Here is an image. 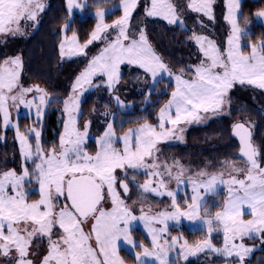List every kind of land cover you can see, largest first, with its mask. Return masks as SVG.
Segmentation results:
<instances>
[{
    "label": "snow or ice",
    "instance_id": "1",
    "mask_svg": "<svg viewBox=\"0 0 264 264\" xmlns=\"http://www.w3.org/2000/svg\"><path fill=\"white\" fill-rule=\"evenodd\" d=\"M214 2L215 0H189L187 8L212 20ZM138 3L139 0H121L123 15L111 25L104 22L105 12L98 10L95 13L98 23L85 44L79 43L75 33L71 37H65L60 44L62 57L85 54V49L94 41H104L105 47L89 61L76 78L72 94L63 101L68 119L58 147L45 152L41 146L40 131L33 128L28 135H24L16 126L22 157L25 161L31 160L34 168L31 173L27 167L21 174H17L15 170L0 172V254L10 256L14 250V264H33L29 259V249L35 238H47L48 242V251L41 264H124L118 254V245L121 240L135 245L130 236V227L136 220L144 222L152 237L153 246L160 249L159 253H150L144 248L143 255H155L160 264H168L167 251L177 243L178 238L173 237L171 244L164 241L168 245L167 250L159 245L161 233L167 231V221H177L180 217L197 219L202 207V197L193 195L187 211H181L173 192L158 191L166 187L164 177L171 179L172 170L171 166H162L157 162V144L173 138L178 131L182 132L180 125L200 122L201 113L222 112L226 97L236 84L264 90V43L250 45L251 50L247 53L242 50L241 41L245 33L237 22L239 0H228L225 19L231 25V34L226 51L222 52L211 39L192 34L204 59L195 66L192 79H184L182 75L175 76V90L171 93V99L159 110L158 124L145 122L138 128L129 129L119 138L123 148L117 149V138L113 125L109 123L107 130L97 141L95 154L86 152L83 146L90 122L84 125V131H80L76 116L73 115L79 109L80 95L85 90V85L112 90L120 81V66L123 64L142 68L151 74L153 81L161 73L171 75L167 65L153 50L143 28L138 30V38L130 35L132 14ZM81 7L77 0H67L69 13L74 8ZM44 10L42 0H0V34L23 35V27L30 22L33 26L38 24V17ZM145 15L161 18L169 25L182 23L171 0H149ZM258 15L264 16V11ZM109 29L117 30L114 39L110 40L106 35ZM21 68L19 57L0 63V115L3 117L4 127L10 124L9 101L14 106L31 107L38 99V118L48 103L47 93L39 86L25 88L19 84ZM95 77H106V80L94 84ZM33 91L40 95L33 100H26L27 93ZM116 100L121 103L119 97ZM233 134L239 139V153L244 158L245 167H236L225 161V168L231 169L228 179H224L223 174H213L207 181H191L194 192H198L201 187H227L228 195L222 209L213 218L203 221L209 235L213 231L223 232L224 246L215 248L210 239H206L194 248L196 251L209 248L225 257L235 256L243 264L245 255L251 249L243 243L235 242L264 233V166L258 160L259 151L253 145L251 133L245 124L235 123ZM29 135L35 137L34 148L29 142ZM177 138L182 139V136ZM176 166L179 167L178 164ZM161 167L164 171H160ZM116 169H143L149 179L139 185L142 190L141 200L143 193L166 194L173 197L175 211L160 212L154 217L133 215L117 191V177L114 174ZM182 171L181 169V174ZM241 174L243 178H238ZM199 175L204 176L205 173L201 172ZM32 178L39 185L40 198L28 203L25 182ZM152 178H156L157 188L152 187ZM175 179L179 181L180 175ZM119 187L124 194L129 192V184L124 180L119 182ZM60 197L67 201L63 207H59L57 203ZM109 200L111 207L105 208L104 205ZM245 207L250 210L251 219H243ZM205 215H208L207 211ZM88 221H92L91 228L89 232H85L83 225ZM153 221L164 224V227H152ZM54 229L61 230L57 239H53ZM93 239L95 246L91 243ZM139 247L143 248V245ZM183 247H188L186 241ZM136 260L138 264H143L140 254L136 255Z\"/></svg>",
    "mask_w": 264,
    "mask_h": 264
},
{
    "label": "rangeland",
    "instance_id": "2",
    "mask_svg": "<svg viewBox=\"0 0 264 264\" xmlns=\"http://www.w3.org/2000/svg\"><path fill=\"white\" fill-rule=\"evenodd\" d=\"M42 2L45 5V10L42 13H40L38 17L39 19L38 24L33 26L30 22L28 26L26 27L22 26L24 32L23 35L17 34L15 36H12V35L0 34V44L2 45L8 44L6 48L9 51L7 56L5 57L4 60H2L1 63H3L7 59L19 57L22 62V68L20 70V76H19V84L25 88L39 86V88L43 89L44 92L47 93L46 99L48 100V103L44 106L43 112L39 118L36 115V105L39 104L38 99L36 100V103L31 107H25L24 105L14 106L12 105L11 101H9L10 124L7 127L3 126V117L2 115H0L1 117L0 145L3 146L5 143L6 131L9 129L12 130L14 132V138H13L14 143L16 144V148L18 149V153L22 161L20 160L21 164H17V167L14 168L9 169L7 167L5 168L0 167V172L15 170L17 174H21L23 169L25 167H27L28 169L29 166H31V168L28 170L30 173L32 172L34 165L31 160L25 161L24 158L22 157L20 141L17 139L16 126H19V121H20L19 117L22 114L29 113L35 115L36 120L38 119L40 120V122H43L44 115L50 103L52 102V99H57L61 103V106L63 108V116H64V123L60 134L61 136L64 132V124L68 119L67 113H65L64 111L63 101L66 100L69 97V95L72 94V86L76 78L79 76V74L82 71H84L89 61L94 56L98 55L101 49L105 47L104 41L102 40L94 41L92 44L88 45V47L85 49V54H78L72 56L65 55L64 57L61 56L60 44L65 40V37L72 36V34L65 33V25H68L73 14L76 12L82 18L86 16L94 17L96 19V24L94 26L93 31L95 30V27L98 23V18L95 15V13L98 10H103L105 12L104 22L109 25H111L115 20L119 19L123 15L121 0H77V2L82 5V7L74 8L71 13H69L67 9V0H42ZM171 2L175 5L177 15L180 21H182V23L169 25L165 20L161 18L147 17L145 15V7L149 3V0H139L137 8L134 10L132 14L131 28L129 30L130 35H133L134 37L138 38L139 35L138 30L140 28L144 29L148 41L151 44L153 50L161 58L164 64L167 65V68L171 73V75H169V73L167 72L161 73L156 77V80L153 81L151 74L146 73L142 68L135 65L123 64L120 66V73H121L120 81L112 90H108L106 87H89L87 85L84 86L85 90H83L82 95H80V103L83 100H85V98L88 95L91 94L93 95L98 91H100L101 88H104L108 93V100L113 102V105L115 106V109L117 111H121L119 115L112 113L107 120L100 122L105 124L103 125L100 132L97 133V135L93 136L89 134V132H87L88 134L83 147L84 150L89 154L92 155L95 154L98 148L97 141L107 130V125L109 123L113 125V130L117 138L115 143V147L117 149L123 148V143L119 138L122 137L129 129L138 128L140 125H142L145 122H148L153 125L158 124L157 118H156L157 119L156 122L154 123L146 120L139 121V119L143 117L145 114H137V115L129 116L132 117V119L130 120H134L136 121V123L131 124L129 126H125L128 120L126 113L127 111L132 109L131 107L133 105L136 104V101L132 99L134 93H137L135 88L139 87L138 91L141 90L144 91L143 93L144 96L142 98V102L144 105H142V109L145 110V107H147V104L151 101L148 94L152 90H154L155 85L158 82H160V80H162L163 78L166 79L165 82L161 85V92L169 91L170 95L160 105L158 112L156 114V117H158L159 110L168 102V100L171 99V93L175 90L176 87L175 76L182 75L184 79H192L195 74V66L199 65L201 61L204 59L203 54L200 51L199 45L192 38L193 33L211 39L216 43L217 47L222 52L226 51L227 40L229 35L231 34V25L225 19V16L228 13V9H227L228 0H215L213 4L214 19L212 20H209L207 17L203 16L202 14L192 12L190 9H188L187 4L189 3V0H171ZM240 2L241 0H239V4ZM60 6L62 7V10H60ZM117 10H119L120 12L118 14H115ZM262 11H264V8H260L259 10L255 11L254 20L255 22L260 23L262 25V30L264 32V16L258 15V13ZM53 13L55 14L53 15ZM111 14H114V16L111 19H108L107 17ZM238 15H239V9L237 10V22H238ZM155 22L165 24L168 27H173V28L176 27L180 29L185 28L189 31L190 33L189 40L192 44L191 49L193 50L194 53H190V55L186 56L184 64L179 66H172L165 60L162 53L158 49L157 44L150 37V33H151L150 28L154 30L156 29L154 27ZM40 25H43L44 27L51 25L53 26L55 32V34H53V38L56 36L55 40L52 37H50V40L48 41L44 40V43L45 45H52V44L56 45L55 50L53 52L54 59L56 60V65L64 66L63 72L61 74L57 73L55 75V78L57 76L56 78L57 81L61 77L60 79H62L66 83V89H65L66 93L61 96L59 95L56 96L53 93H49L47 91L49 90L48 87L43 82L30 79L31 77H28L29 78L28 80L27 78L24 77L25 76V73L23 72L24 58L22 56L23 55L22 52L19 51V45L21 44L24 45L25 42L27 43L29 39L36 34ZM239 27L244 31V33H251L253 31L252 23L250 21L245 22L243 25L239 24ZM116 33H117L116 29H109L106 35L111 40L115 38ZM86 42L84 43L79 42V43L83 45ZM245 43L248 46L258 45L264 43V40L261 39L257 43H250L249 41H245ZM241 44L243 50L244 41H241ZM250 50L251 49L249 47L248 50H243V51L247 53ZM65 51L67 52V47L65 48ZM189 56L191 57L189 58ZM29 74H31V71H29L28 75ZM128 78L132 82L130 86L126 84ZM39 79L42 80L41 76ZM102 80H106V77H95L93 79V83L99 84ZM169 83H172L171 88H168ZM246 89L250 90V92H248L250 93L249 96L250 98L248 97V93ZM252 89L256 91L253 94L251 93ZM233 91H236V98L234 97ZM257 91L259 92L258 94L260 97V98L258 97V99H256L255 96ZM260 92H264V90L249 85L236 84L229 91L222 112L216 114H213L211 112L201 113L202 120L200 122H193L190 124L180 125V128L183 129L182 132L178 131L173 138L168 139L166 141H161L157 144L158 151L155 153L157 162L160 163L162 166L165 164L171 166V170H172V178L170 179L167 176H165L164 180L166 187L160 188L158 189V191L164 193L168 191L173 192L175 194L176 203L181 211H187V205L192 203L193 195H199L200 197H202V201H201L202 207L199 209L197 219L189 220L187 217H180L179 220L177 221H172V220L167 221V231L161 233L160 239L158 241L159 245L163 246L167 250L168 245H165L164 241L167 240L168 244H171L173 237L178 238L177 243L174 246H172L170 250L167 251L168 264H184L189 259L198 257L199 255L207 251L210 252L208 254V256L210 257L212 256L224 257L225 259L224 264H240L238 258H236L235 256L225 257L220 253L210 250L209 248H204L203 250L200 251L195 250L194 248L195 245H197L198 243H202L206 239H210V235L214 233H220L223 237L222 231H213L209 235L207 231V226L203 223V221L213 218L216 212L222 209L228 193H227V187L224 185H217L214 189H207L206 187H201L199 188L198 192H194L193 184L191 183V181H207L210 178V176L213 174L216 175L223 174V178L228 179L231 169L225 168V164H224L225 161L233 163L236 167H241V168L245 167L244 158L239 157L237 155L239 148L237 141L235 142L234 153L230 152L229 154H225L224 158L218 157L215 152L213 153L211 151L215 147L221 148L220 146L221 141L223 145L228 144V141L223 139L222 135H217V129L219 126H221V123L223 122H226L224 123L225 126H229V128H231L235 122H237L238 120L240 121L243 120L242 122H245L250 127L252 143L259 151L258 160L261 163V166H264V122L261 126H259L258 121H255L254 119H250V118L248 119L247 116L241 118L239 115H237L238 113L237 114L235 113L238 111V110L235 111L237 107L236 101L240 102L241 101L240 99L242 100L246 99L252 101L255 104V106L259 108L261 113H264V99L262 98L264 97V95H261ZM39 95L40 93H36L35 91H33L27 93L25 99L33 100L35 97H38ZM116 97H119L121 103H117ZM154 109L155 107L152 106L147 111L148 112L153 111ZM73 115L76 116L78 129L80 131H84V125L86 123H89V121L88 120L84 121V119H82L80 104L78 111L73 113ZM211 123H215V127H214L215 134L201 133L209 130L211 127H207V126L211 125ZM24 124L26 127L25 131L28 130V133L33 128L36 129L37 131H40L41 146L45 150V152H47L42 142V125H40L41 123L39 124V128L36 126V124L31 125V127H28L30 125H28V123L26 122ZM168 127H171V125H168ZM25 131L19 129V132L21 134L28 135V133H24ZM193 132L196 133V135L198 136V137L195 136L194 139H197L200 136L204 137V144H203V149H201V151L196 150L195 152L193 151L192 154L200 155L204 150L208 151L207 149L211 148L208 151L209 154L208 153L202 154V160H188L180 157L178 153L179 150L181 149L180 148L181 146L188 144V138L189 136H192ZM180 136H182V139L177 138ZM90 141H95V144H93V146L91 147L88 146ZM29 142L32 144L34 148L35 147L34 135L32 136L29 135ZM58 145L59 144H56L55 147H58ZM173 146H175L174 147L175 149H173L174 151H172ZM53 147L54 146H51V148ZM208 155L209 157H206ZM149 163H151V161H149ZM177 164L179 165V167L176 166ZM181 169L183 170L182 174H181ZM160 171H164V168L161 167ZM201 172L205 173V175L200 176L199 173ZM114 174L117 177V191L120 193L121 199L125 201V204L129 207L133 215L140 217L143 214L149 217H154V216H158L160 212L175 211L173 207V197H170L166 194L157 195L156 193L153 192L143 193V200H141L142 190L140 189L139 185L145 183V181L149 179V177L145 174L143 169L141 170L116 169ZM231 174L236 175V173H231ZM125 175H127L126 179H125ZM177 175H180L179 181L175 179ZM238 178H243L242 174ZM152 179H153L152 187L157 188L156 178H152ZM121 180H124L129 184V192L127 194H124L123 190L119 187V182ZM25 190L28 192V198H27L28 203L36 201L40 198L39 185L35 180V178H32L30 181L25 182ZM37 194L38 196H36ZM57 203L59 207H63L64 203H67V201H65L63 197H60ZM104 206L105 208H110L111 201L109 200L108 203H106ZM142 209L143 212L141 211ZM205 211L208 212V215H205ZM243 213H244L243 219L248 220L252 218L250 215V210L247 209V207L243 209ZM91 224L92 221H88V223L83 225L85 232L90 231ZM151 226L156 229H160L164 227V224L153 221ZM182 228L192 231L201 230L203 236L193 242H189L183 236L182 232H179V230H181ZM60 231L61 230L59 229L53 230V239H57L59 237ZM139 234H143L147 241L139 237ZM130 236L132 240L135 242V245H129L123 240H121L118 245V254L120 258L124 261V264H138V261L136 260L137 254L141 255L143 264H160V261L156 259L155 255H151V256L143 255L144 248H147V250L150 253H159L160 251L159 248L153 246L152 237L149 234L148 229L144 226L143 221L136 220L132 222L130 227ZM185 241L187 242L188 245L187 248L183 247ZM91 243L93 244V246H95L94 239L91 241ZM210 243L215 248H223L224 239L222 238V244L219 246L215 245L211 240ZM235 243L237 244L243 243L245 247L251 249V251L245 255L243 264H264V252H263L264 233L254 234L252 238L245 237L242 241L237 240ZM139 245H143V248L139 247ZM47 251H48L47 238H43V239L35 238L33 239L32 246L29 249V259L33 261V264H41L42 258L44 255L47 254ZM15 256H16V252L14 250L10 253V256H4L0 254V264H14Z\"/></svg>",
    "mask_w": 264,
    "mask_h": 264
},
{
    "label": "trees",
    "instance_id": "3",
    "mask_svg": "<svg viewBox=\"0 0 264 264\" xmlns=\"http://www.w3.org/2000/svg\"><path fill=\"white\" fill-rule=\"evenodd\" d=\"M260 8H264V0H241L240 7H239V15H238V23L240 25H243L245 22L250 21L252 23V29L253 31L251 33H245L244 38L242 41H244V49L248 50L249 46L245 43V41H249L250 43H257L259 40H264V32L262 30V25L260 23L255 22L254 13L256 10H259ZM60 10H62V7L60 6ZM120 11L117 10L115 14H118ZM55 13H53L54 15ZM114 16V14L109 15L107 18L111 19ZM56 21V19H55ZM54 21V22H55ZM45 24V23H44ZM43 24V25H44ZM96 24V19L92 16H86V17H80L76 12L71 17L67 28H65L66 34H73L75 33L78 37V41L81 43L86 42L90 38V34L92 33L94 26ZM43 25H40L38 31L35 35H33L29 41L26 43L19 45V51L22 52V56L24 58V67L23 72L25 73V78L29 80L28 77H31L30 79L41 81L48 87L49 90H47L49 93H53L56 96H61L65 94L66 89V83L62 79H58L59 83L55 75L57 73H62L64 70L63 65H56V60L54 59V50H55V44L52 45H45L44 40L48 41L50 40V37L53 38V34H55L53 26H47L44 27ZM57 25V24H56ZM154 27L155 30L150 28V37L152 40L157 44L158 49L162 53L165 60L171 64L172 66H179L184 64L186 56L190 55V53H194L191 49V42L189 40V31L185 28H173L168 27L165 24L155 22ZM56 36L53 38L55 40ZM41 40V41H40ZM35 41V42H33ZM8 44L2 45L0 44V63L2 60L5 59V57L8 54V49L6 48ZM191 56H189L190 58ZM29 71H31V74L28 75ZM59 75V74H58ZM41 76V79L40 78ZM64 76V75H63ZM55 79V80H54ZM165 78L160 80L155 87L154 90H152L148 95L151 101L147 104V107H145V110L142 109V98L144 96V91H138L139 87H136L135 90L137 93H134L132 96V99L136 101V104L133 105L131 110L127 111L128 116L137 115V114H145L143 117L139 119L146 120L149 122H156V114L158 112V109L160 105L168 98L170 95L169 91L161 92V85L165 82ZM57 83V84H56ZM131 81L128 78L126 84L131 85ZM171 84L169 83L168 88H171ZM134 90V92H135ZM247 93L250 92L249 89H246ZM252 94L256 91L254 89L251 90ZM234 92V97L236 98V91ZM259 92L256 93V99L259 97ZM261 95H264V92H260ZM250 96V93H248V97ZM250 98V97H249ZM260 98V97H259ZM264 99V97H262ZM236 101L237 107L235 109L238 110L235 112L237 115L242 117H248V119H254L255 121H258V125L261 126L264 122V113H261L259 108L255 106V104L252 101L249 100H242ZM81 106V116L82 119L88 120L90 122L89 129L87 132L89 134H92L91 132L94 131L95 134L99 133L102 129L103 125L105 123H100L109 118V116L112 113H115L117 115L120 114L121 111H117L115 109V106L113 105L112 101L108 100V93L104 88H101L100 91H98L95 94L88 95L85 100H83L80 103ZM154 106L155 109L153 111H147L150 107ZM243 106V107H242ZM146 111V112H144ZM19 129L22 131H25V122L28 123V127H31V125L36 124V126L39 128V124L42 125V142L43 146L47 148L48 146H52L57 143L60 134L61 129L63 127L64 123V116H63V108L61 106V103L57 99H52V102L50 103L48 109L46 110V113L44 115L43 122H40V120L35 119V115L33 114H22L19 117ZM138 121V122H139ZM240 121V120H238ZM243 121V120H241ZM1 122V117H0ZM84 123V122H83ZM136 123L134 120H129L126 122L125 126H129L131 124ZM223 122L221 123V126L217 129V135H222L223 139L228 141L227 145H223L222 141L220 142L221 148L212 147L211 151L216 153V155L220 158H224L225 154H229L230 152L234 153V147L236 140L231 136L229 126H225ZM207 127H211L209 130L201 132V133H211L215 134V123H211V125H208ZM206 127V128H207ZM259 128V127H258ZM24 133H28V130ZM95 134H92L95 136ZM32 136V135H30ZM196 133L193 132L192 136H189L188 138V144L181 146L179 150V156L188 160H202V154L208 153V151L204 150L202 154L196 155L192 154V152L196 150L203 149L204 144V137L200 136L197 139L195 138ZM198 137V136H197ZM14 132L12 130L6 131V140L3 146L0 145V167H7V168H14L17 167V164H21V159L18 153V149L16 148V144L14 143ZM197 143V144H196ZM95 144V141H90L88 146L91 147ZM175 146L172 147V151ZM170 148V147H169ZM191 152V153H190ZM222 154V155H221ZM224 155V156H223ZM204 157V156H203ZM206 157H209L206 156ZM21 160V161H20ZM28 166V165H26ZM31 166H29L28 169H30ZM38 196V194L36 195ZM179 232H182L183 236L189 241L193 242L197 240L198 238H201L203 234L201 233V230H186L182 228L179 230ZM139 237L143 238L145 241L146 238L143 234H139ZM222 235L220 233H214L210 235V240L217 246L222 244ZM264 252V249H263ZM210 252H204L203 254L199 255L198 257H194L189 259L184 264H224L225 259L222 256H208ZM207 259V262H206Z\"/></svg>",
    "mask_w": 264,
    "mask_h": 264
},
{
    "label": "water",
    "instance_id": "4",
    "mask_svg": "<svg viewBox=\"0 0 264 264\" xmlns=\"http://www.w3.org/2000/svg\"><path fill=\"white\" fill-rule=\"evenodd\" d=\"M238 122H241V123H244V122H242V121H238ZM238 122H236V123H238ZM235 124V123H234ZM233 124V125H234ZM245 124V123H244ZM245 126L249 129V131H250V133H251V129H250V127H248L246 124H245ZM230 134H231V136L237 141V143H238V147L240 148V143H239V139H238V137H236L234 134H233V126L231 127V129H230ZM251 141H252V139H251ZM239 148H238V155L240 156V153H239ZM241 157V156H240ZM243 158V157H242Z\"/></svg>",
    "mask_w": 264,
    "mask_h": 264
},
{
    "label": "flooded vegetation",
    "instance_id": "5",
    "mask_svg": "<svg viewBox=\"0 0 264 264\" xmlns=\"http://www.w3.org/2000/svg\"><path fill=\"white\" fill-rule=\"evenodd\" d=\"M92 134H95L93 131L91 132ZM91 134V135H92ZM95 135H97V134H95ZM56 144H59V139H58V141H57V143ZM56 144H54V145H52V146H56ZM51 148V146H48L47 148H45L47 151L49 150Z\"/></svg>",
    "mask_w": 264,
    "mask_h": 264
}]
</instances>
